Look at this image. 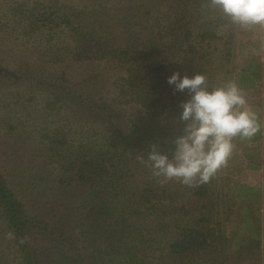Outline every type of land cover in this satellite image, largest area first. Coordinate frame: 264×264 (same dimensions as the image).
<instances>
[{"label": "trees", "instance_id": "1", "mask_svg": "<svg viewBox=\"0 0 264 264\" xmlns=\"http://www.w3.org/2000/svg\"><path fill=\"white\" fill-rule=\"evenodd\" d=\"M204 3L0 0V15L9 33L0 38V53L9 55L8 59L0 55V108L6 110L1 116L15 104L30 113L34 106L21 101L19 93L27 87L45 96L40 111L49 120L39 134L43 148L29 155L40 172L32 173L28 163L18 170L27 178L17 180L21 196L0 164V228L4 230L0 264H182V259H187L184 264H211L193 257L212 242L225 246L224 228L215 233L210 224L215 217L223 219L224 208L230 211V206L247 216L243 225H251L249 217L256 225L249 236H237L240 247H263L264 253V234L260 244L256 217L258 189L243 185L229 196L230 182L227 176L220 177L222 169L205 184L174 182L179 185L170 188L152 175L146 159L153 145L161 151L171 148L185 123L179 117L187 94L167 83L170 69L189 75L203 72L210 86L224 83L210 69L212 46L220 42L218 64L229 67L226 72L245 96L264 86V60L250 58L234 67L232 38L239 26L207 11ZM190 63L198 69L194 71ZM81 67L85 75L79 84L67 82L63 71ZM94 83L102 84L100 89H90ZM101 89L104 92L96 100L94 94ZM62 104L64 108L73 104L108 122L117 120L120 106H140L154 118L132 122L120 147L116 136L91 144L94 122L87 120L81 126L64 122L59 117ZM257 115L261 131L250 139L233 140L241 146L245 169L264 168L260 154L262 149L264 155V123ZM17 129L8 124V130ZM72 132L78 135L71 143ZM247 149L255 154L247 155ZM34 202L38 205L32 206ZM44 207L57 215L46 219Z\"/></svg>", "mask_w": 264, "mask_h": 264}, {"label": "rangeland", "instance_id": "2", "mask_svg": "<svg viewBox=\"0 0 264 264\" xmlns=\"http://www.w3.org/2000/svg\"><path fill=\"white\" fill-rule=\"evenodd\" d=\"M2 13V12H1ZM0 13V14H1ZM3 15H0V38L9 35L7 27H5L4 18H2ZM4 28V30H2ZM238 31L233 34L232 38V49L234 52V56L232 59V64L234 67H238L240 65H245L250 58H258L261 61L264 60V28H242L238 27ZM223 31H220L222 33ZM226 38V37H224ZM228 38V37H227ZM213 48V59L210 62V69H213L212 74L218 78V80L228 81L232 80L229 77V74L226 72L228 66H225L221 68V66L218 64V61L215 56H218L219 53L223 50V46L220 42H216L212 46ZM0 55L5 56L7 59L9 55L6 56V53H0ZM192 66H194L196 63H190ZM199 65V63L197 62ZM187 68V67H185ZM188 69V68H187ZM198 68H196V65L194 66V71H196ZM51 69H48L46 72H50ZM184 71V70H180ZM44 72V71H43ZM45 72V74H46ZM84 69L78 68L76 70L72 69H66L63 71L65 78L69 83L76 86L79 84V80L84 76L83 73ZM172 70L170 69V73ZM183 74V72H182ZM94 83V86H90V89H100V86L102 84H96ZM106 85V84H105ZM89 89V88H88ZM110 89V86H109ZM20 98L22 100H27L29 105H33L34 107L31 109L30 113L26 114V112H22V109L20 110V107L18 104L14 105V107L11 106V108L7 111L8 114L2 115V111L4 109L0 110V164L3 165V171L4 174L7 176V178L10 180V183L14 187V190L22 195L20 193V184L17 183V180L22 177L23 182L27 179L24 178L23 174H17L18 170L22 168L23 166L27 167V163L32 166L31 171L32 173L40 172L38 171V168L34 165L32 162L36 161H30L31 158L29 155L35 156L37 151L35 148H43V143L40 142L39 134L43 130L42 127H44L45 122H49L47 119V114L44 112H41V106L44 105V98L45 96L40 92L38 89H29L27 87L20 88L19 89ZM99 92L103 93L104 91L101 89V91H96L95 98L99 95ZM3 97V96H1ZM246 98L248 101V106L251 107L253 111L258 113L260 115L261 121L264 123V86L259 87L256 92L248 93L246 94ZM3 99H6L3 97ZM97 100V98H96ZM67 107H63L62 104V111L60 113L62 116H59L61 119L63 117L64 122L73 123V125L81 126L86 124L87 120L93 121L94 125L93 132H91V139L93 140L90 142L91 144H96L102 141L104 137H113L116 136L118 140H120V143H118L119 147L121 144L128 139L127 133L132 128V122H138L143 123L147 120H150L149 114H147V110L145 108H142L140 106L135 107H128V106H120V112L117 114V120L113 122H108L107 120L101 119V118H95L91 116L90 114H87L86 112L82 111L81 109L75 107L73 104H66ZM36 110H39L41 113L37 112ZM66 110V111H64ZM6 111V110H4ZM59 113V114H60ZM44 114V115H42ZM48 114H50L48 112ZM52 119H56L55 115L52 114L50 117ZM13 123L14 126H18V129L16 131H10L8 130V124ZM19 123V124H18ZM119 123V124H118ZM122 124V126L120 125ZM164 124V123H163ZM49 125V124H48ZM106 125V126H105ZM50 126V125H49ZM104 126L103 130L100 133H97L101 130V128ZM165 127V128H164ZM36 128V129H35ZM23 129V131H22ZM25 129V130H24ZM163 131L166 129V125L163 126ZM38 130V131H37ZM29 132L30 134L26 133ZM122 133V135H121ZM78 135V134H75ZM75 135L73 132L69 135V140L72 143V141L77 140L75 138ZM39 141V144L37 145L36 142ZM37 145V147L35 146ZM127 146H129L127 144ZM118 147V148H119ZM137 148V147H135ZM238 148V149H236ZM123 149V148H122ZM140 149V148H137ZM262 150V149H261ZM260 154L261 157L264 159L263 153ZM144 151V150H143ZM142 149L140 152H143ZM244 151V150H243ZM247 155L255 154V151L252 149L246 150ZM17 154V155H15ZM22 155V156H21ZM41 160L37 161L40 162ZM39 166V165H38ZM39 167H43L41 164ZM36 169L35 171H33ZM17 174V175H16ZM227 176L228 182H230V193L229 196H234L236 194L239 186H251L255 189H258L260 200H258L257 206L259 207L257 212V219L259 223V233H260V244L262 242V234H264V168L260 166L258 169H245V156L243 155L241 151V146L234 144V149L232 156L230 157L228 163L226 166L222 168L220 177ZM217 181V180H216ZM168 182L170 188H173V184H177L178 181L175 180H169ZM177 182V183H174ZM216 182V187H217ZM179 190H182L184 186H178ZM211 189L213 191H216V187L214 185H210ZM215 194V192H214ZM213 194V195H214ZM234 198H232L233 201ZM228 204V203H227ZM38 203L34 202L32 206H37ZM232 205V203H231ZM28 207H31L28 204ZM29 211L32 208H28ZM225 209V216L223 219L220 217H215V222H212L210 226L212 227L213 231L216 233L218 232L220 227L224 228L225 236L228 238L226 244L224 247H220L217 244H209L203 251L200 252V256H194L193 260L200 261H208L211 264H264V253H263V247H260L259 250H253V249H247L240 247L239 242L237 241V236H249L250 232H254V229H256L255 221L249 217L248 220L251 222V225L246 227V225H243L242 220L246 217H243L242 215H239L238 212H236V208L234 206H230V211L227 207ZM53 210V209H52ZM43 214L45 215V218L48 220H52V218L47 217L51 216L54 213L57 215V212L55 210L49 211L47 207H44L42 210ZM253 221V222H252ZM147 223H145L144 226ZM1 232H4L2 228H0ZM5 239L4 235L1 236V240ZM37 239L33 240L32 242L36 243ZM182 264L187 262V259H182Z\"/></svg>", "mask_w": 264, "mask_h": 264}, {"label": "clouds", "instance_id": "3", "mask_svg": "<svg viewBox=\"0 0 264 264\" xmlns=\"http://www.w3.org/2000/svg\"><path fill=\"white\" fill-rule=\"evenodd\" d=\"M203 8L242 28H264V0H205ZM167 83L187 94L179 117L185 123L167 151L151 147L148 166L160 183L205 184L227 165L233 140L254 137L261 131V122L235 81L210 86L203 72L189 75L175 70Z\"/></svg>", "mask_w": 264, "mask_h": 264}]
</instances>
